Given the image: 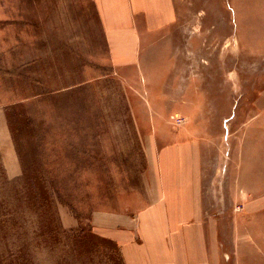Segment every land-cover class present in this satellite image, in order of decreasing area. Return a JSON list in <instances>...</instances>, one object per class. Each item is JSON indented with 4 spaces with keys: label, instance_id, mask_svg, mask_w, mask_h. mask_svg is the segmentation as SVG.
<instances>
[{
    "label": "rangeland",
    "instance_id": "1",
    "mask_svg": "<svg viewBox=\"0 0 264 264\" xmlns=\"http://www.w3.org/2000/svg\"><path fill=\"white\" fill-rule=\"evenodd\" d=\"M171 3L111 52L94 0H0V264H122L91 214L141 208L172 144L194 147L225 264L235 240L264 264V0Z\"/></svg>",
    "mask_w": 264,
    "mask_h": 264
},
{
    "label": "crops",
    "instance_id": "2",
    "mask_svg": "<svg viewBox=\"0 0 264 264\" xmlns=\"http://www.w3.org/2000/svg\"><path fill=\"white\" fill-rule=\"evenodd\" d=\"M94 2L107 43L115 47L111 52H138L142 31L158 29L171 17V0ZM9 138L0 113V158L4 161L11 151ZM178 146L158 149L157 158L150 162L146 177L149 198L141 208L91 214V228L115 246L122 264H225L221 244L213 233L216 229L207 225L201 205L194 147ZM63 222L69 227L78 224L66 214ZM241 243L232 242L234 254L240 258L233 261L250 264L253 254L244 256L240 247L250 246L252 253V245Z\"/></svg>",
    "mask_w": 264,
    "mask_h": 264
}]
</instances>
